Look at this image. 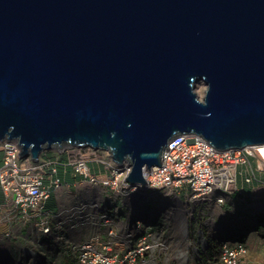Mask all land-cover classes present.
Returning a JSON list of instances; mask_svg holds the SVG:
<instances>
[{
  "label": "water",
  "instance_id": "water-1",
  "mask_svg": "<svg viewBox=\"0 0 264 264\" xmlns=\"http://www.w3.org/2000/svg\"><path fill=\"white\" fill-rule=\"evenodd\" d=\"M181 133L264 144V0H0V141L104 149L149 190Z\"/></svg>",
  "mask_w": 264,
  "mask_h": 264
},
{
  "label": "built area",
  "instance_id": "built-area-1",
  "mask_svg": "<svg viewBox=\"0 0 264 264\" xmlns=\"http://www.w3.org/2000/svg\"><path fill=\"white\" fill-rule=\"evenodd\" d=\"M3 143L0 142L3 152L0 189L5 195V206L9 208L8 222L27 226L25 229L31 232L52 235L76 253V264H264V261L249 257L248 244L244 240L222 242L218 254L204 261L200 251L208 240L204 241L203 236L188 238L190 246L181 245L180 241L175 243L173 234L165 227L156 231L141 221L127 224L115 220L99 199L55 211L49 203L53 197L57 198L63 185L59 158L44 157L43 152L38 159L23 158L17 141ZM261 158L255 145L221 150L202 135L182 133L163 151L162 164L146 170V176L154 189L174 198L178 209L186 210L188 217L209 223L213 207L225 204L230 194L240 190V176L244 184H264ZM99 160L106 165L100 172L108 173L94 172L87 158L72 159L71 156L74 174L114 194L127 196L136 189L126 180L131 170L128 162L120 165L112 158ZM183 191H186L185 198L181 195ZM85 210L82 220L74 221L76 215ZM86 228L94 229L88 238L77 241L71 238V231ZM12 233L9 229L5 235ZM189 252L194 254V263L189 259Z\"/></svg>",
  "mask_w": 264,
  "mask_h": 264
},
{
  "label": "rangeland",
  "instance_id": "rangeland-1",
  "mask_svg": "<svg viewBox=\"0 0 264 264\" xmlns=\"http://www.w3.org/2000/svg\"><path fill=\"white\" fill-rule=\"evenodd\" d=\"M207 89V85L204 83L203 85H199L197 90L198 94H200V97L205 96V90ZM72 154V159H77L80 157H85V158H91V159H97L98 163H95L98 165L105 166L106 165L99 160V158H105L107 157L108 151H102V150H96L91 146H84V147H73V146H67V147H62L61 149H58L56 147H53L52 149H48L47 153H44V157H51L54 159L59 158L60 161V170L65 171V169H69L71 172L73 170L72 164H71V155ZM59 154V156H58ZM94 156V157H92ZM99 157V158H98ZM255 160V159H254ZM257 160V159H256ZM262 160V158H261ZM259 172L261 170L259 169ZM65 173L62 172L60 175L63 176ZM65 181V179H64ZM242 177L240 176L238 179V184L240 187L242 185L245 187L246 184L242 183ZM236 188L234 187V190ZM245 191V190H244ZM251 193V194H250ZM250 198L252 196V199H254L253 207L257 211L264 212V184H255L252 185V189L250 190ZM234 193L232 195H229L228 200L225 204L223 205H215L213 207L212 215L209 220V223L198 222L195 220V217L193 218L188 217L189 214L185 211H181L178 209V203L174 200V198H168L164 191H158L157 194H155L153 191H149L148 195L144 198L145 202L144 206L146 208H143L142 212L140 213L141 216L143 217H148L152 218L153 216V210L155 215L152 220V228L154 229H162L163 227V217L157 215V212L159 211L157 208V203L156 201L159 202H167V204H164L165 206L163 208V211L161 213L165 212V218L168 226L172 228L171 233L173 234V240L175 243L181 242V245H188L190 246L189 239L188 238H199L200 236H203L204 241L209 240V235L212 234V231L215 230L214 223L217 222V220L220 223L223 222H230L231 221V216L226 212L228 209L233 208L232 203L234 200ZM103 195L106 197L109 195V191L104 189ZM182 198H185L186 196V191L182 192ZM66 199V197H65ZM246 199V197L244 198ZM101 201H104V199H101ZM67 202V201H66ZM65 202V203H66ZM115 203L122 209L121 215L124 219H128L129 217V207L124 204V201L122 200V197H118V199L115 201ZM154 206V208H152ZM170 207H173V209H170ZM152 208V209H150ZM167 208V209H166ZM170 209V210H169ZM240 212H243V210H238L237 207V214ZM244 214H242V217ZM197 222V225H196ZM209 229H211V232H208ZM237 229H241L240 227H237L236 229L232 230V233H236L238 231ZM199 230H201L202 233H199ZM263 228L260 230L257 229L253 230L251 233H249V237L247 239V244L249 247V256L251 258H255L257 261H264V233ZM195 236V234H197ZM207 236V237H206ZM202 238V239H203ZM208 242L204 243L201 247V255L204 261L207 258H213L218 254V249L214 248H207ZM45 247L40 244L38 239L30 238L26 239L25 237H20L18 238L15 232L11 234L9 237H4L3 233L0 234V263H5L7 262L10 258L11 261H13L14 264H29L30 263V257L38 255L40 252L43 253L45 252ZM191 254V252H189ZM187 257H189L187 255ZM190 261L191 258L189 257ZM188 260V259H187ZM189 261V260H188ZM28 262V263H27ZM192 263H194L192 261Z\"/></svg>",
  "mask_w": 264,
  "mask_h": 264
},
{
  "label": "crops",
  "instance_id": "crops-1",
  "mask_svg": "<svg viewBox=\"0 0 264 264\" xmlns=\"http://www.w3.org/2000/svg\"><path fill=\"white\" fill-rule=\"evenodd\" d=\"M2 154H0V158H1ZM91 165L93 166V171L97 172L98 170V165L95 163L91 162ZM103 174H106L108 172H100ZM71 176V179H68L66 181H64V184L59 188L58 191H60L57 195V198L54 201H58L55 206L54 209L57 211V208H61V209H69L71 208L73 205L75 204H81L84 200H85V195L89 193L88 197H90V199H87V201L89 200H97L99 197V195H96V199H93V195H90V190L93 188L95 193L97 194L95 188V186H93L91 189V184L86 181L81 179L80 177H75L73 172L72 174H69ZM95 187V188H94ZM99 191L102 193V198L105 199L106 196L103 195L104 189H106L107 191H109V195H115L113 200L111 199H105L104 204L102 205V207L105 209V211H107L112 217H115V220H118L120 222H125L127 224L131 223L133 220V214L138 212L139 210L143 209V202H145L144 198L146 197V192L143 191H139V192H133L128 196H123V195H119V194H114L112 193L108 188H103L102 186H98ZM145 196V197H144ZM66 197V199H65ZM87 197V198H88ZM118 197H122V200L124 201V204L126 206L129 207V217L128 219H124L121 215L122 209L115 203V201L118 199ZM5 200V195L2 192V190L0 189V234L5 233L7 230L12 229L14 232L17 231V233L19 234V236H21L23 234V231L25 228H27V226L24 225H20L19 223H14V224H10L8 221V218L10 217L9 214V208L5 206L4 203ZM67 201V202H66ZM66 202V203H65ZM107 203H109V205H107ZM113 209V213L116 215H113L110 213V211L108 210V208ZM66 214L69 215V212L66 211ZM86 214V210L85 211H81L79 215H76V219L74 221H81L82 217H84ZM119 216H121V219H119ZM86 233H83L82 231H80L79 229L71 231V238L74 241L79 240H84L86 239L88 236L93 234V229L91 228H86Z\"/></svg>",
  "mask_w": 264,
  "mask_h": 264
},
{
  "label": "trees",
  "instance_id": "trees-1",
  "mask_svg": "<svg viewBox=\"0 0 264 264\" xmlns=\"http://www.w3.org/2000/svg\"><path fill=\"white\" fill-rule=\"evenodd\" d=\"M63 179H65L66 181L68 179H71V176L68 173H66L63 176ZM255 184H259V182H255V183L253 182L251 184H246L245 187L242 185V187H240L241 191L234 194V201L232 203L233 208H230L226 211L231 216L232 219L230 222H227V223L226 222L220 223L217 220L216 223L218 227L215 230H213L212 234L209 235L207 248L218 249L220 244L226 240H244L245 241L248 239L249 233L257 229V227H258V230L263 228L262 231L264 232V212L255 210L252 204L254 202V199H252V196L250 198V194H251L250 190L252 189V185H255ZM245 197L246 199H244ZM144 203L146 202H143V205H142L143 208H145ZM156 203L158 205L156 209L159 210L157 212V215H159L161 211H163L162 206L164 207L165 206L164 204L166 203L159 202V201H156ZM237 207H238V210H243V212L239 211V213L237 214ZM152 208H154V206H152ZM154 211L155 210H153V216L151 220H149V218L147 217L145 218L139 215L138 212L135 213L134 217L137 219H143L145 221L149 220L150 222H152L153 217L155 215ZM242 214H244L243 217H242ZM240 226H241V229H237L238 231H236V233H232L233 229H236L237 227H240ZM262 234L264 235V233ZM42 245L47 250V254L44 255V254H41L40 252L37 257H40L42 255L47 262H50L51 260L55 258H59V261L61 264H66L65 262H68V260L66 259L61 261V256L55 257L53 255V254H58L59 250H58L57 243L53 241V239L49 235H44V237L42 238ZM48 255L51 256L52 258H49ZM0 264H14V263L13 261H11V258H10L7 262L5 263L1 262Z\"/></svg>",
  "mask_w": 264,
  "mask_h": 264
},
{
  "label": "clouds",
  "instance_id": "clouds-1",
  "mask_svg": "<svg viewBox=\"0 0 264 264\" xmlns=\"http://www.w3.org/2000/svg\"><path fill=\"white\" fill-rule=\"evenodd\" d=\"M197 104H203V105H206L207 103H205V101L203 100V97H200L199 99H197L196 101H195ZM182 134V133H181ZM180 135V134H179ZM62 147H67V146H62ZM62 147H56V148H58V149H61ZM73 147H84V146H73ZM92 147V146H91ZM94 148V147H93ZM95 149V148H94ZM96 150H102V151H107V150H104V149H96ZM43 154L44 153H47L48 152V149L46 148V149H44L43 151ZM42 152H41V154H42ZM40 154V155H41ZM71 156H72V154L71 153H69ZM58 156H59V154H58ZM92 157H94V156H92ZM99 158V157H98ZM106 158H112L113 159V157L111 156V154L108 152V154H107V157H105V159ZM88 160H89V165L91 166V168H92V170H94L93 169V166L91 165V162H95V163H98V160L97 159H95V157H94V159H91V158H87ZM99 159H104V158H99ZM113 161H115L114 159H113ZM116 162V161H115ZM116 163H118V162H116ZM126 163V162H125ZM125 163H123V164H125ZM118 164H120V163H118ZM123 164H120V165H123ZM130 165V164H129ZM131 167V166H130ZM73 168V167H72ZM103 169V166L102 165H99V168H98V170H97V172H100L101 170ZM151 169V168H150ZM146 170H149V169H145V174H146ZM131 171V170H130ZM62 172H64V171H61L60 170V174L62 173ZM72 172H73V174H74V171L72 170ZM72 172L68 169H66V171L64 172L65 174L66 173H68V174H72ZM130 173V172H129ZM64 174V175H65ZM63 175V176H64ZM129 175V174H128ZM63 176H62V180H63V184H64V179H63ZM74 176L75 177H80V178H82L81 176H78V175H75L74 174ZM146 178H147V176H146ZM127 180V179H126ZM148 180V179H147ZM149 182V181H148ZM130 183V182H129ZM131 184V183H130ZM150 184V183H149ZM132 185V184H131ZM260 185H262V184H260ZM133 187H136V189L134 188V190L132 191V193L133 192H138V191H143V192H146V194L148 195V193H149V191H151V193H152V191L155 193V194H157L158 193V191H157V189H154V187H152L151 185H150V189L149 190H140V187L139 186H135V185H132ZM93 186L91 185V187H90V189L92 188ZM95 188V187H94ZM95 190H96V192H97V194L95 193V191H94V189L92 188L91 190H90V195L92 194L93 195V199H96V195H99V197H97L99 200H101V199H103L102 198V193L99 191V189L98 188H95ZM60 191H58V193H59ZM238 192H240V190H235V193H238ZM58 193H57V195H58ZM234 193V192H233ZM88 195H89V193L88 194H86L85 195V200L84 201H87V199H90V197H88ZM230 195H232V194H230ZM114 196L115 195H110V196H107L105 199H111V200H113V198H114ZM128 196V195H127ZM88 197V198H87ZM169 198V197H168ZM56 199V197H53L52 198V200H51V202L49 203V205H50V207L51 208H53L54 209V206H55V204L58 202L57 200L56 201H54ZM105 199H104V201H102V205L104 204V202H105ZM170 199V198H169ZM234 201V200H233ZM165 203L167 204V202L165 201ZM107 205H109V203H107ZM173 207H170V209H172ZM61 208H57V211H59ZM151 209V208H150ZM167 209V208H166ZM169 209V210H170ZM55 210V209H54ZM108 210L110 211V213L111 214H113V215H116V214H114L113 213V209H112V207L111 208H108ZM142 210L143 209H141V210H139L138 211V214L139 215H141L139 212H142ZM180 210V209H179ZM56 211V210H55ZM134 215H135V213L133 214V220H132V222L131 223H129V224H134V223H136L137 221H141L142 223H144V221L145 220H143V219H137V218H135L134 217ZM160 216H162L163 217V221H164V223H163V227H165V228H167V229H169L170 231H172V228H170V226H168L167 225V223H165V221H166V218H165V212L164 213H160L159 214ZM148 218V217H147ZM119 219H121V216H119ZM149 219H151V218H149ZM213 226H215V229L218 227V225H217V223L215 222L214 223V225ZM92 229V228H91ZM93 231H94V229H93ZM14 232V231H13ZM82 232L83 233H86L87 234V232H86V229H83L82 230ZM213 232V231H212ZM27 233V234H26ZM32 232H31V230H27V229H24V231H23V234L21 235V236H19V234L17 233V231H15V234L17 235V237L18 238H20V237H25L26 239H29L30 240V238L32 239V238H36V239H38L39 240V242H40V244H42V238L44 237V235H48V234H44V233H37V232H33V234H31ZM28 234H31V236H27ZM3 235H4V237H9V236H6L5 235V233H3ZM11 236V235H10ZM52 239H53V241H55L56 243H57V246H58V254H53L55 257H60L61 256V261L62 260H64V259H66V260H68V262H65L66 264H76V253H74L73 251H72V249H70V247L69 246H66V245H64V244H61V243H59L58 241H56L54 238H53V236L52 235H49ZM89 237V236H88ZM87 237V238H88ZM79 240V239H78ZM227 241V240H226ZM246 242H247V240H245ZM208 242V241H207ZM224 242V241H223ZM249 248V247H248ZM48 249V248H47ZM41 254H44V255H46L47 254V250H45V252H43V253H41ZM194 254L192 253L191 254V262L193 261V262H195V258H194V256H193ZM38 255H35V256H32L31 255V257H30V263L29 264H52L53 262H57V263H59V264H61L60 263V261H59V258H55V259H53V260H51L50 262H47L46 260H45V258L41 255L40 257H37ZM48 257L49 258H52L51 256H49L48 255ZM250 257V256H249ZM251 258V257H250ZM251 259H253V260H256L255 258H251Z\"/></svg>",
  "mask_w": 264,
  "mask_h": 264
},
{
  "label": "bare ground",
  "instance_id": "bare-ground-1",
  "mask_svg": "<svg viewBox=\"0 0 264 264\" xmlns=\"http://www.w3.org/2000/svg\"><path fill=\"white\" fill-rule=\"evenodd\" d=\"M203 84H204V83H203ZM203 84H202V85H203ZM195 90H196L197 93H199L197 89H195ZM199 95H200V94H199ZM3 141H4L3 145H5L6 143L11 142V141H13V140L5 139V140H3ZM3 141H0V142H3ZM16 141H17V140H16ZM255 147H256V149L258 150L259 154L261 155V157H262V161H263V163H264V144H261V145H255ZM0 154L3 155V152L0 151ZM39 157H40V156H39ZM23 158H24V157H23ZM149 220H151V219H149ZM149 220H148V221H144L145 226H148V228H150L151 230L159 231L160 229H154V228H152V222H150ZM26 234H27V233H26ZM31 234H33V232H32ZM31 234H28L27 236L29 237V236H31Z\"/></svg>",
  "mask_w": 264,
  "mask_h": 264
}]
</instances>
